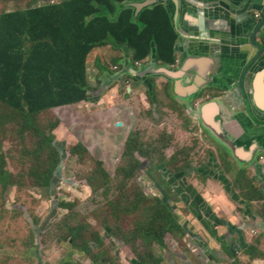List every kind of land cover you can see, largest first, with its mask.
I'll use <instances>...</instances> for the list:
<instances>
[{
    "label": "rangeland",
    "instance_id": "374dc122",
    "mask_svg": "<svg viewBox=\"0 0 264 264\" xmlns=\"http://www.w3.org/2000/svg\"><path fill=\"white\" fill-rule=\"evenodd\" d=\"M61 1L0 0V12ZM119 52L118 69H112L113 58L105 65L110 73L129 74L110 97L34 116L37 127L55 138L54 147L0 103V154L11 175L7 190L0 185V264H173L163 260L176 256L172 252L184 254L183 264H204L187 232L167 236L163 247L150 240L146 233L159 225L145 209L159 198L185 228L190 218L176 211L177 188L185 197L193 184L205 188L216 181L226 188L213 177L235 168L203 123H192L187 113L196 102L179 99L170 80L150 73L158 67L152 58L136 66L127 48ZM95 68L90 58L91 85L100 81ZM58 160L48 190L42 185ZM172 177L178 183L168 186L170 198L162 187Z\"/></svg>",
    "mask_w": 264,
    "mask_h": 264
},
{
    "label": "crops",
    "instance_id": "0c3cea01",
    "mask_svg": "<svg viewBox=\"0 0 264 264\" xmlns=\"http://www.w3.org/2000/svg\"><path fill=\"white\" fill-rule=\"evenodd\" d=\"M152 1L164 4L174 21L179 33L177 59L168 67L158 63L155 55L143 62L152 58L160 69L151 72L164 82L170 80L172 91L180 90L176 97L196 102L187 113L194 125L203 123L199 108L203 100L207 109L213 107L210 124H218L220 130L203 126L216 142L220 135L221 152L235 168L227 174L226 188L216 181L205 188L193 184L187 197L177 188L176 211L190 218L185 221L189 244L204 264H264V57L253 61L257 48L250 39L259 23L256 16H264V0ZM263 39L264 26L256 41L261 44ZM121 57L110 46L99 47L90 56L104 65ZM125 74L98 70L97 77L110 88L106 96L118 89ZM232 140H237L235 145ZM242 170L247 182L238 179ZM172 253L176 256L165 255L163 260L183 264L184 254Z\"/></svg>",
    "mask_w": 264,
    "mask_h": 264
},
{
    "label": "trees",
    "instance_id": "16d2710c",
    "mask_svg": "<svg viewBox=\"0 0 264 264\" xmlns=\"http://www.w3.org/2000/svg\"><path fill=\"white\" fill-rule=\"evenodd\" d=\"M145 1L64 0L0 12V103L17 113L25 129L54 147L55 138L37 127L34 116L43 111L60 112L71 106L90 104L103 95L106 89L101 81L99 86L89 82L88 59L96 48L110 46L113 50H122L125 47L131 51L134 63L153 55L163 66L175 63L179 35L170 13L162 3L138 9L136 5ZM112 62L117 65L120 60L115 58ZM96 65L100 72L106 71L99 59ZM72 126L80 128L86 124ZM224 158L231 166L226 154ZM60 163L58 160L45 177L42 186L48 190L56 180ZM245 174L242 170L238 179ZM10 181L11 175L0 154V185L7 190ZM162 188L171 198L168 185L165 183ZM145 211L153 212L155 224L159 225L146 235L160 247L167 236L185 233L169 204L159 198ZM89 250L82 252L87 254ZM160 263L156 259L153 264Z\"/></svg>",
    "mask_w": 264,
    "mask_h": 264
},
{
    "label": "flooded vegetation",
    "instance_id": "af4514ba",
    "mask_svg": "<svg viewBox=\"0 0 264 264\" xmlns=\"http://www.w3.org/2000/svg\"><path fill=\"white\" fill-rule=\"evenodd\" d=\"M142 3H140V4H138V6H140ZM165 6V5H164ZM168 9V8H167ZM168 12H169V10H168ZM171 16V15H170ZM172 18V17H171ZM256 18H258V21H259V23H258V25L262 22V21H264V16H262L261 14L260 15H257L256 16ZM173 23H174V21H173ZM175 25V24H174ZM176 27V26H175ZM256 29V28H255ZM176 30H177V28H176ZM178 32V31H177ZM258 33H259V31H258ZM258 33H256L255 34V30H254V32L252 33V35L250 36L251 38V43L257 48V55L255 56V58H254V60L253 61H257V60H259L260 58H263L264 57V43H261V44H259V43H257V41H256V39H257V37H258ZM178 35H179V33H178ZM179 38V37H178ZM178 40V39H177ZM264 40V39H263ZM177 43V42H176ZM175 47H176V45H175ZM175 57H176V51H175ZM177 59V58H176ZM175 63H176V61H175ZM175 63H173L172 65H174ZM171 65V66H172ZM90 84H91V82H90ZM205 91H207L206 89H204V90H202V93L201 94H203ZM245 108H246V106H245ZM209 122H211V121H209ZM259 122V121H258ZM260 123V122H259ZM211 126H213L212 124H211ZM217 143H218V145H219V148H220V144H219V142L217 141ZM220 151H221V148H220ZM222 153V152H221ZM213 178H215L216 180H218L219 182L221 181L222 183H224V184H229L230 182H229V180H228V178H227V174H221V175H219V176H215V177H213ZM180 182V181H179ZM169 183V182H168ZM168 185V184H167ZM168 186H170V184L168 185ZM193 202V199H192V197H191V203ZM184 228V227H183ZM185 229V228H184Z\"/></svg>",
    "mask_w": 264,
    "mask_h": 264
},
{
    "label": "water",
    "instance_id": "95a60500",
    "mask_svg": "<svg viewBox=\"0 0 264 264\" xmlns=\"http://www.w3.org/2000/svg\"><path fill=\"white\" fill-rule=\"evenodd\" d=\"M152 0H147V1H145L142 5H140V7H139V9L140 8H144V7H146V6H148V5H150V4H152ZM264 26V21H262L258 26H257V28L255 29V34L256 33H258V31L262 28ZM176 91V90H175ZM176 92H178V90L176 91ZM212 108L213 107H210V109H207L206 107H205V105L202 107V110L200 111V114L202 115L201 116V119H202V121H203V123L204 124H209V125H211L210 124V122L209 121H211L212 120V115H211V113H212ZM208 112H209V114H208ZM212 127H214L215 128V130H217V131H219L220 130V127L218 126V124H215V126H212ZM244 132H246L245 130H244ZM216 140L219 142V144L220 143H222V140H221V138H220V135H216ZM232 142H233V144L235 145V143L237 142V140H232ZM164 165H161V169H164ZM171 182H169V184H170Z\"/></svg>",
    "mask_w": 264,
    "mask_h": 264
},
{
    "label": "clouds",
    "instance_id": "9594fccd",
    "mask_svg": "<svg viewBox=\"0 0 264 264\" xmlns=\"http://www.w3.org/2000/svg\"><path fill=\"white\" fill-rule=\"evenodd\" d=\"M143 3H144V2H143ZM143 3H142V4H143ZM142 4H141V5H142ZM136 6H137V8L139 9L140 6H138V5H136ZM106 47H107V46H106ZM96 49H97V48H96ZM111 49H112V48H111ZM112 50H113V49H112ZM128 50H129V49H128ZM118 51H120V50H118ZM93 52H94V51H93ZM93 52H92V53H93ZM92 53H91V55H92ZM130 53H131V51L129 50V54H130ZM91 55H90V56H91ZM90 56H89V59H88V65H89V63H90ZM98 59L100 60V58H98ZM98 59H97V60H98ZM118 59H119V58H118ZM97 60H96V62H97ZM113 60H114V59H112V61H113ZM100 61H101V60H100ZM101 62H102V61H101ZM111 63H112V62H111ZM137 63H138V64H137ZM102 64H103V63H102ZM119 64H120V63H119ZM135 64H136V66H140V65L143 64V61H142V62H135ZM157 64H158V63H157ZM103 65H104V64H103ZM104 66H105V65H104ZM96 67H97V65H96ZM158 67H159V68H156V69H160L159 64H158ZM105 68H106V71H108V67L105 66ZM95 69H96V73H97L96 75L98 76V70L100 71V69H99L98 67L95 68ZM97 69H98V70H97ZM112 69L115 70V69H118V68H117V66H116V67L114 66ZM106 71H105V72H106ZM122 72H123V71H120V72H117V73H122ZM164 72H165V71H164ZM103 73H104V72H103ZM150 73H152V72L150 71ZM157 73H158V74H162V73H163V70L161 69V70H159ZM100 74H102V72H100ZM127 74H129V72L126 71V74H125L124 76H126ZM152 74H153V73H152ZM99 78H100V77H99ZM100 81H101L102 85L105 87L106 91H108L110 88H107V86L105 85V83H104L101 79H100ZM89 82H91V81H90V77H89ZM98 86H99V84H98ZM98 86H97V87H98ZM130 90H131V88H130ZM106 91H105V92H106ZM105 92L103 93V95L105 94ZM103 95H102V96H103ZM93 100H94V99H93ZM85 105H87V104H85ZM123 127H124V123L121 124L120 128H123ZM261 159H263V157H262ZM171 181H172V182H171V185H175L176 183H178V182L176 181V177H172ZM168 182H169V181H168ZM246 182H247V181H246ZM236 196H237V198H238L240 195H239V194H236ZM237 201H238V200H237ZM184 230H185V229H184ZM185 233H186V231H185ZM187 234H188V233H186V236H187V238L189 239V237H188ZM189 241H190V239H189Z\"/></svg>",
    "mask_w": 264,
    "mask_h": 264
},
{
    "label": "bare ground",
    "instance_id": "6f19581e",
    "mask_svg": "<svg viewBox=\"0 0 264 264\" xmlns=\"http://www.w3.org/2000/svg\"><path fill=\"white\" fill-rule=\"evenodd\" d=\"M208 114H209V112H208Z\"/></svg>",
    "mask_w": 264,
    "mask_h": 264
},
{
    "label": "built area",
    "instance_id": "2783aa9c",
    "mask_svg": "<svg viewBox=\"0 0 264 264\" xmlns=\"http://www.w3.org/2000/svg\"><path fill=\"white\" fill-rule=\"evenodd\" d=\"M138 64V63H137Z\"/></svg>",
    "mask_w": 264,
    "mask_h": 264
}]
</instances>
